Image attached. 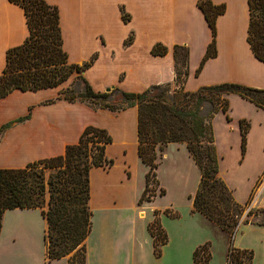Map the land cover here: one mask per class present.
<instances>
[{
    "label": "crops",
    "instance_id": "1",
    "mask_svg": "<svg viewBox=\"0 0 264 264\" xmlns=\"http://www.w3.org/2000/svg\"><path fill=\"white\" fill-rule=\"evenodd\" d=\"M44 1L58 9L62 48L67 54L68 62L78 66L90 63L81 75L95 93H103L113 88L126 93H141L151 86L175 84V46L188 49L187 76L183 81L185 92H194L201 87L222 83L264 89V64L253 56L246 41L249 22L247 0H210L215 6H224V13L216 20V56L209 58L198 74L196 71L211 42V32L197 6V0ZM123 16L126 20H123ZM27 35L23 10L8 0H0V73L5 66L6 51L21 45ZM156 44L166 48L164 56L151 54ZM53 96L55 89L35 93L15 91L0 99V128L30 113L27 121L13 124L0 134V169H19L28 163L62 155L66 146L78 141L84 128L92 126L105 129L112 138V143L105 151L106 157L108 158L109 149L116 146L123 165L121 175L116 181L97 185V199L106 203V209L117 213L123 209V204L129 198L121 190L133 182L128 162L129 148L133 149L135 158L139 161L136 108L112 113L102 109L94 110L80 102L56 101L52 105H45L47 100L54 99ZM228 101L227 115L230 120L223 113L216 114L213 119L214 144L220 158L219 175L226 169H235L239 174L248 164H253V152L264 155V111L236 95L229 96ZM234 104L250 116L234 120L231 117ZM241 120H246L249 124L243 153L239 130ZM166 148V159L172 152L185 151L198 173L199 182V171L189 157L185 145L169 144ZM125 167L131 172L129 178L124 176ZM94 171L107 176L110 173L109 169L91 170L90 207L95 198L92 183ZM263 172L264 158L256 167L253 178L246 179L247 186L253 184ZM144 185L132 206V210L137 211L135 216L145 221L143 233L139 235L134 228L123 229L118 225H103L96 229L92 217V227L85 241L86 264H193V252L205 243L209 244L212 256L211 251L215 245L212 239L215 240L218 235L227 237L228 243L222 255V263H226L229 236L202 215L192 212V201L188 197L193 196L195 191L192 195L185 194L181 208L158 209L155 206L157 212L167 209L178 211L172 213L177 214V218L161 215L158 219L166 235V243L161 246L159 257H155L153 238L148 231V226L155 218L154 214L150 213L147 205H140L138 209L137 204ZM259 202L261 208H264V191ZM143 208L145 212L142 218L139 213ZM29 211L34 210H13L7 213L23 216ZM173 224L176 225L174 230H177V235L181 236L176 238L174 244L169 233V225ZM2 227L0 241L4 236V216ZM237 240L238 236L234 242L236 249L253 253L252 264H264L263 249L258 250L259 257L256 258L255 248L238 244ZM9 244L13 245L11 241ZM187 244H190V248L185 259L181 253ZM59 263L66 264L67 259L48 262L45 260L44 249L43 257L37 264ZM0 264L12 263L3 260Z\"/></svg>",
    "mask_w": 264,
    "mask_h": 264
},
{
    "label": "trees",
    "instance_id": "2",
    "mask_svg": "<svg viewBox=\"0 0 264 264\" xmlns=\"http://www.w3.org/2000/svg\"><path fill=\"white\" fill-rule=\"evenodd\" d=\"M23 10L28 35L19 46L6 51L5 66L0 73V99L15 91L38 92L56 89L72 78L70 87L54 99L67 103L86 102L94 110L112 113L127 108L137 110V157L147 168L145 185L138 205L151 201V181L155 178L157 159L169 144H183L199 171V182L193 196L192 212L202 215L229 236L225 264H252L253 253L233 247V239L243 225L264 227V208L249 209L248 203L235 200L232 190L219 175V162L213 133V119L218 113L229 111L228 97L236 95L264 111V89H254L234 83L206 86L194 92L175 91L167 95L165 86H151L141 93H126L118 88L95 93L80 74L90 63L70 64L62 48L59 12L44 0H8ZM249 22L246 41L251 53L264 64V0H247ZM211 32V42L196 71L198 74L209 59L216 56V20L224 13V6L210 0H197ZM123 20L126 17L123 16ZM167 50L156 44L151 54L164 56ZM176 82L187 76L188 49L173 48ZM182 65V70L177 65ZM81 79L84 87L76 85ZM80 93L81 101L76 100ZM30 118V113L0 128V134L13 124ZM249 124L239 121L241 150L245 149ZM112 138L105 129L88 126L78 141L65 147L62 155L28 163L19 169H0V234L3 216L13 210H40L46 224L43 237L45 260L67 259L66 264H86V239L92 227L90 207V173L92 169H110L114 161L105 151ZM258 182L256 183V185ZM148 193H150L148 195ZM148 195V196H147ZM160 196L164 191L160 190ZM47 198V200H45ZM159 212L148 226L153 238V252L159 257L166 235L158 222ZM169 218L177 214L164 211ZM71 255V256H70ZM70 256V257H69ZM209 244L193 252V264H209Z\"/></svg>",
    "mask_w": 264,
    "mask_h": 264
},
{
    "label": "rangeland",
    "instance_id": "3",
    "mask_svg": "<svg viewBox=\"0 0 264 264\" xmlns=\"http://www.w3.org/2000/svg\"><path fill=\"white\" fill-rule=\"evenodd\" d=\"M178 69L182 70V65H177ZM82 77V75L80 74ZM183 78L179 79L175 84L165 86L167 89V95L171 96L175 91H180L183 89ZM72 78L67 82L63 83L55 89L56 98L62 90L70 87ZM77 87L80 88V92L84 87L83 81L81 79L76 80ZM77 101H81L80 93L75 95ZM83 104L88 107L91 105L83 102ZM232 110V118L244 119L242 117L250 116L249 113L240 109L235 104ZM234 140V139H233ZM167 148L157 159V169L155 171V178L152 179L151 190L152 196L150 202H145L142 206L147 205L150 213L153 215L158 209H166L169 207L181 208L184 203V196L186 193H191L192 195L196 189L198 181V173L196 172L192 163L186 156L185 151L181 150L180 152H172L168 154L166 159ZM253 164H248L242 171L237 173L235 169H226L220 173V177L226 182L227 186L233 192V196L236 201L241 204L249 202V209L261 208L260 206V197L264 191V172L259 175L256 179L258 184L255 186L256 181L247 186V180L253 178L255 174L256 167L259 165L260 161L264 158V155L259 153H252ZM108 158L114 160V166L109 169V175L107 176L93 172L92 183L94 186L95 198L92 207L94 226L96 229H100L103 225L108 227L117 226L119 228L128 229L134 228V230L141 235L145 228V221L140 220L135 216L137 211L132 210L134 205V200L138 196L144 185V178L146 174V167L142 165L138 160H136L133 149H128V162L130 163L133 182L129 185L124 186L121 191L128 195V200L123 204V209L116 212L106 209V203L99 202L97 199V185L105 184L110 181L113 183L121 175V166L123 165V160L118 154L116 146H112L109 149ZM107 171V169H103ZM124 176L126 178L131 177V172L127 167L123 170ZM91 180V178H90ZM160 190L164 191V195L160 196ZM150 193H148L149 195ZM147 195V196H148ZM47 200V198H45ZM118 205V202L117 204ZM156 206V207H155ZM140 206L138 207V209ZM171 213L177 212L174 209H167ZM163 211H159L158 219L161 215L164 216ZM112 212V213H111ZM145 208L141 210L140 217H144ZM25 213V212H24ZM12 212L6 213L4 216V231L3 237L0 241V262L3 260H8L12 264H28L33 262L37 264L39 260L43 257V251L45 249L43 237L46 232V224L44 220L40 217V210L29 211L23 216L13 215ZM154 218V216H153ZM176 225H169V233L173 237V243L176 242V238H181L180 235H177ZM174 230V231H173ZM8 233V234H7ZM238 236L237 243L241 245L251 246L256 249L257 255L259 257L258 250H264V227L243 225L239 228L233 239V247L235 248V238ZM195 239H197L195 237ZM194 239V240H195ZM215 243L213 250L211 251V261L209 264H223L222 255L223 251L226 248L227 237L219 236L218 238L212 239ZM12 242L13 245H10L9 242ZM145 248V244H143ZM190 244H187L181 253L183 258L188 257V251ZM71 256V255H70ZM69 256V257H70ZM61 264V263H59ZM75 264V263H73Z\"/></svg>",
    "mask_w": 264,
    "mask_h": 264
},
{
    "label": "water",
    "instance_id": "4",
    "mask_svg": "<svg viewBox=\"0 0 264 264\" xmlns=\"http://www.w3.org/2000/svg\"><path fill=\"white\" fill-rule=\"evenodd\" d=\"M109 91H110V89H107V90H106V92H109Z\"/></svg>",
    "mask_w": 264,
    "mask_h": 264
}]
</instances>
